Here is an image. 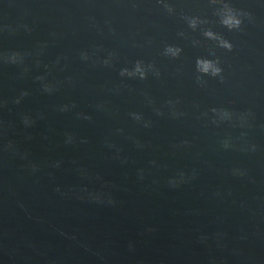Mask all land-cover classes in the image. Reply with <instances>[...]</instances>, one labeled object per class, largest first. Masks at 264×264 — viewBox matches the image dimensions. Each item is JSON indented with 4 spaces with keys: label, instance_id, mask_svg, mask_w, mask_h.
I'll list each match as a JSON object with an SVG mask.
<instances>
[{
    "label": "water",
    "instance_id": "obj_1",
    "mask_svg": "<svg viewBox=\"0 0 264 264\" xmlns=\"http://www.w3.org/2000/svg\"><path fill=\"white\" fill-rule=\"evenodd\" d=\"M165 2L172 13L157 0H0V28L16 29L0 32V50L45 45L41 66L27 58L25 75L0 65V264H264V0H229L252 14L240 31L219 23V3ZM193 16L207 22L193 30L184 19ZM205 28L232 51L205 38ZM165 45L182 52L164 56ZM209 49L223 81L198 83L195 59ZM81 50L97 60L112 51L113 66H92ZM137 59L159 77L119 76ZM44 64L48 79L60 82L51 94L34 79ZM22 90L28 95L14 103ZM169 99L179 101V118L169 114ZM101 101L109 111L97 109ZM211 108L244 113L247 123L213 124ZM25 114L33 125L22 123ZM225 137L234 147H221ZM8 140L15 151L3 150ZM180 170L186 181L169 186ZM98 192L101 201L89 195Z\"/></svg>",
    "mask_w": 264,
    "mask_h": 264
},
{
    "label": "clouds",
    "instance_id": "obj_2",
    "mask_svg": "<svg viewBox=\"0 0 264 264\" xmlns=\"http://www.w3.org/2000/svg\"><path fill=\"white\" fill-rule=\"evenodd\" d=\"M158 3H162L163 7L169 12L172 13L174 11L173 7L166 3L165 0H157ZM210 3L217 4L219 3L221 6L219 8L214 9V14L218 17L219 23L229 31H240L242 29V25L244 23L245 19H248L249 21L252 20V14L244 9H237L232 6V4L229 2V0H210ZM184 19L187 21L188 26L195 30L198 25L204 24L207 21L200 19L197 16L193 17H184ZM24 28L26 31L31 32L32 29L28 27V25H24ZM7 32L9 34H14L16 29L12 28L10 26H3L0 28V32ZM183 35V33H181ZM202 35L207 38L208 40L214 41L216 44V47L225 49L226 51H232L233 44L224 38V36L221 33L214 32L210 28L202 29ZM193 43H197L194 41ZM45 45L40 44L39 47L33 51V52H27V51H18V50H12V51H6V50H0V65H14L21 69V75H25L29 72V67L26 64V59L29 57L34 58V65L36 67L41 66V55L43 53ZM182 52V49L179 46L175 45H165L162 55L168 56L170 58H176L180 55ZM116 53L112 51H108L107 54L102 59H93L94 53H90L87 50H81L79 52V58L80 60L84 62H91L92 66H95L98 62L102 64L105 67H112L113 66V60ZM211 57V58H209ZM60 63V57L56 59V61L53 62V67L59 65ZM221 61L220 58L216 55L215 49H209V56H198L195 59V72H196V81L198 83H205L203 80L204 76L209 77H215L219 78L221 81H223V68L220 66ZM44 69L46 70L44 74L37 75L34 79L41 82L42 90L46 93L51 94L58 86L59 81L56 80H49L48 79V71H50V67L48 64L43 65ZM149 72H152V74L156 77H159L160 73L155 68L154 64L148 63L145 64L143 60L137 59L134 61L132 66L129 68L127 66L121 67L119 69V76L121 77H127V78H138L139 80H145L148 77ZM66 80L69 82L71 81V77H66ZM115 91H119L116 89ZM28 92L26 90H22L13 101L14 103L19 104L20 100L27 96ZM179 101L176 100H167L166 104L169 108V114L173 118H179L183 115L182 112H178L176 110L175 105ZM6 103L5 101H0V104ZM148 103H153L152 100L149 98ZM98 110H104L109 111V108L107 107L106 101H101L97 103L96 105ZM60 111H68L69 105H61L59 108ZM155 113L158 116H163L164 112L161 110V108H154ZM211 113L214 114L211 122L213 124H220L222 122H231L234 118L239 121L240 126L243 127L247 123L246 114L244 113H236L234 114L232 111L228 109H218V108H211L209 110ZM78 118H82L84 120H91V116L84 112H78L77 114ZM130 118L137 122L142 124L143 127L148 128L151 127L152 121L146 120L143 115L139 112H130L128 114ZM204 115H207V113H204ZM247 115H251V113H248ZM22 123L28 127L35 123V121L28 115L22 116ZM2 127V126H0ZM3 133L0 132V136H2ZM245 134L241 133V136L243 137ZM66 143H71L73 141V135L71 133L66 134ZM139 143V142H137ZM182 144H187L188 141H182ZM221 147L224 149H229L234 147V144L232 142L231 137H225L221 141ZM3 150L5 151H15L13 142L11 140H8L6 143L2 145ZM256 146L254 144L248 145L249 151H255ZM154 164L155 161H152ZM33 167H35L33 165ZM142 172V170H141ZM233 174L243 176L245 175V171L243 169H233ZM193 175H195V171L193 170ZM187 179V176L183 170L178 171L175 175L168 178V184L171 187H179L182 183H184ZM92 199L96 201H101L103 197V193H90L89 194ZM108 202L112 203L111 196H108Z\"/></svg>",
    "mask_w": 264,
    "mask_h": 264
}]
</instances>
